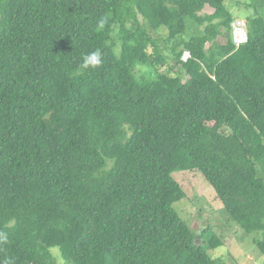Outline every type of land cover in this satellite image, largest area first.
Returning <instances> with one entry per match:
<instances>
[{"label":"trees","instance_id":"obj_1","mask_svg":"<svg viewBox=\"0 0 264 264\" xmlns=\"http://www.w3.org/2000/svg\"><path fill=\"white\" fill-rule=\"evenodd\" d=\"M226 1L0 0V264H218L185 171L264 257V20Z\"/></svg>","mask_w":264,"mask_h":264},{"label":"rangeland","instance_id":"obj_2","mask_svg":"<svg viewBox=\"0 0 264 264\" xmlns=\"http://www.w3.org/2000/svg\"><path fill=\"white\" fill-rule=\"evenodd\" d=\"M225 6L234 17H258L264 20V0H227ZM212 13L213 10L206 7L202 14ZM200 32L201 27L189 22L185 36H196ZM223 32L226 31L223 30ZM226 39L225 35L217 41L224 43ZM146 70L145 67L137 68V74L145 76ZM173 178L185 192V198L176 203L174 209L188 224L192 233L200 234L211 227L216 234H219L218 237L223 245L216 250L206 249L213 260H217L218 264H264V257L253 244L259 234H247L229 220L222 203L200 173L197 171L177 172L173 174ZM196 243L207 246L206 241ZM55 251L57 252L58 249L51 250V252ZM57 263L63 264L58 259Z\"/></svg>","mask_w":264,"mask_h":264},{"label":"built area","instance_id":"obj_3","mask_svg":"<svg viewBox=\"0 0 264 264\" xmlns=\"http://www.w3.org/2000/svg\"><path fill=\"white\" fill-rule=\"evenodd\" d=\"M246 22L245 21H238L232 27L235 29L234 34V43L236 45H242L247 42V35L245 31Z\"/></svg>","mask_w":264,"mask_h":264},{"label":"clouds","instance_id":"obj_4","mask_svg":"<svg viewBox=\"0 0 264 264\" xmlns=\"http://www.w3.org/2000/svg\"><path fill=\"white\" fill-rule=\"evenodd\" d=\"M100 53L99 51L93 52L85 57L84 59V67H95L100 64Z\"/></svg>","mask_w":264,"mask_h":264},{"label":"bare ground","instance_id":"obj_5","mask_svg":"<svg viewBox=\"0 0 264 264\" xmlns=\"http://www.w3.org/2000/svg\"><path fill=\"white\" fill-rule=\"evenodd\" d=\"M248 22V21H247ZM245 28V27H243ZM234 34H235V29L232 27V38H233V41H234ZM247 36H248V33H247ZM242 46V45H241Z\"/></svg>","mask_w":264,"mask_h":264}]
</instances>
